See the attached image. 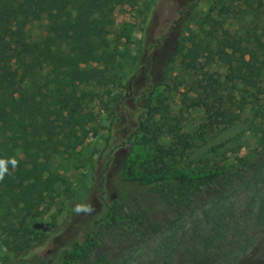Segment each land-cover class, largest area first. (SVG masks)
<instances>
[{
    "label": "trees",
    "instance_id": "trees-1",
    "mask_svg": "<svg viewBox=\"0 0 264 264\" xmlns=\"http://www.w3.org/2000/svg\"><path fill=\"white\" fill-rule=\"evenodd\" d=\"M199 1L181 6L179 18L167 32L144 43L135 72L116 96L109 38L114 13L140 0H0V154L18 160V167L0 181V240L7 247L19 249L9 239L16 213L23 215L22 223L55 193L62 181L55 159L84 144L92 109L98 107L111 118L109 145L118 141L120 146L110 152L100 170L97 191L103 188L105 173L127 191L106 205L102 196L96 197L82 241L64 249L59 259H44L40 264H130L121 250L144 238H159L167 229L172 231L164 237L169 245L178 233L154 215L151 201L177 209H204L202 232L196 227L199 247L193 264L237 263L239 258L230 256L232 245L221 235L225 220L231 218L230 207L206 209L204 191L214 184L225 190L241 186L249 170L222 160L224 145L201 153L185 167L175 165L239 119V114L224 108L230 93L239 87H257L262 81L264 51L237 54L234 48L263 39L258 22L264 15V0H215L211 9H219L223 17L220 32L185 34ZM230 16L242 33L224 27ZM245 20L249 25L242 23ZM177 58L179 69L194 81L185 95L191 103L183 100L182 104L188 107V116L182 108L153 106L156 91L171 88L167 81ZM215 64L225 69L224 81L208 73ZM190 94L202 97V102L196 104ZM196 108L203 113L197 125L188 118H194ZM188 125L194 130L184 133ZM149 131L164 132L171 137L170 144L154 141L147 136ZM253 203L251 198L250 206ZM258 213L260 217L263 212L258 209ZM98 249L102 251L95 256Z\"/></svg>",
    "mask_w": 264,
    "mask_h": 264
},
{
    "label": "rangeland",
    "instance_id": "rangeland-1",
    "mask_svg": "<svg viewBox=\"0 0 264 264\" xmlns=\"http://www.w3.org/2000/svg\"><path fill=\"white\" fill-rule=\"evenodd\" d=\"M189 1L193 0H140L136 6L115 10V25L111 28L109 38L112 41L111 53L115 63L110 75L115 81L116 96H119L135 72L143 55L144 43L164 35L179 18L180 7ZM214 2L215 0H200L183 33L198 32L204 35L205 31L220 32L223 17L219 14V9H211ZM242 23L245 26L249 25L247 20ZM258 24H260L258 33H261L264 31V15ZM229 26L232 31L242 33L241 26L232 16L224 23L225 28ZM251 50L264 51V37L261 41L241 43L234 48L237 54ZM171 67L167 81L171 88L166 86L159 88L154 95L153 106L174 111L182 108L185 116H188V107L182 104L183 100L186 104L191 103L185 95L194 85L193 77L179 69L178 58ZM208 73H215V77L220 81L225 80V69L218 64L210 67ZM178 91L183 94H178ZM189 97L196 104L202 102V97L193 94ZM224 108L239 114L240 117L235 124L210 138L207 144L197 149L187 161L175 166L185 167L201 153L224 145L221 150L222 160L228 159L229 163L236 162L249 170L246 183L241 186L228 190L218 184L210 186L204 191L207 196L204 206L206 209L213 208L219 211L230 207L228 212L231 213V218L225 220L221 235L232 245L230 256L239 258L236 264H264V77L257 87H239L230 93L224 102ZM91 116L93 121L88 126L84 144L75 152L65 153L55 159V165L62 176L55 193L40 210L32 216L25 217L22 223L20 222L23 215L16 213L17 217L13 219L15 227L9 234V239L17 243L19 249L7 247L3 239L0 240V264H40L44 259H59L64 249L70 248L77 240L82 241L89 227L88 224L85 226L89 219L88 215H76L72 211L73 207L78 203H91L94 206V199L101 196L106 205L115 195L127 191L124 184L117 182V179L116 181L110 179L107 173L102 190L97 191L96 180L101 173L100 170L106 166L110 152L113 150L115 152L120 143L112 141L109 145L111 118L105 112L93 107ZM192 116L193 119L188 118L197 125L203 113L196 108ZM193 130L194 126L188 125L184 133ZM179 135H175L176 140ZM147 136L165 145L171 142V137L162 131H149ZM146 150L150 151V148L147 147ZM137 152L146 153L142 149H137ZM0 159H9V156L0 154ZM8 170L9 173L13 172L11 164L8 165ZM251 198L254 200L252 206ZM97 201L99 202V199ZM151 203L154 215L175 229L180 239L177 236L169 245L165 244L164 237L172 232L167 229L163 236L138 240L120 253L128 255L130 264H193L195 250L199 247L196 227L202 232L200 219L204 209L193 211L186 207L180 209L169 207L160 201ZM258 209L263 212L260 217ZM103 215L102 212L98 217ZM26 230H30L31 233L28 235ZM170 246H174L170 249L172 251L168 249ZM101 251L98 249L95 256Z\"/></svg>",
    "mask_w": 264,
    "mask_h": 264
},
{
    "label": "clouds",
    "instance_id": "clouds-1",
    "mask_svg": "<svg viewBox=\"0 0 264 264\" xmlns=\"http://www.w3.org/2000/svg\"><path fill=\"white\" fill-rule=\"evenodd\" d=\"M11 164L12 168L18 167V160L15 157L9 159H0V181H3L5 176L9 174L8 165ZM72 211L76 215L84 214L91 215L95 208L91 203H78L73 207Z\"/></svg>",
    "mask_w": 264,
    "mask_h": 264
}]
</instances>
